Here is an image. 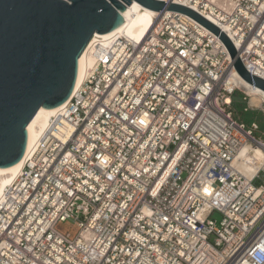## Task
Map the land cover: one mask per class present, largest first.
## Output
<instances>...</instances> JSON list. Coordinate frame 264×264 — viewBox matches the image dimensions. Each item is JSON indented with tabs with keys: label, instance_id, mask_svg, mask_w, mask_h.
<instances>
[{
	"label": "built area",
	"instance_id": "1",
	"mask_svg": "<svg viewBox=\"0 0 264 264\" xmlns=\"http://www.w3.org/2000/svg\"><path fill=\"white\" fill-rule=\"evenodd\" d=\"M165 2L209 18L264 79V0L230 11ZM157 12L140 41L96 47L94 68L25 153L0 198V264H264V161L251 176L234 165L264 139L235 117L233 96L263 111L264 98L230 80L219 36Z\"/></svg>",
	"mask_w": 264,
	"mask_h": 264
},
{
	"label": "water",
	"instance_id": "2",
	"mask_svg": "<svg viewBox=\"0 0 264 264\" xmlns=\"http://www.w3.org/2000/svg\"><path fill=\"white\" fill-rule=\"evenodd\" d=\"M136 1L199 21L225 43L242 78L264 90V79L246 69L231 39L209 19L178 3ZM132 2L0 0V167L23 159L31 120L41 107H58L71 97L87 44L95 33L107 35L119 28Z\"/></svg>",
	"mask_w": 264,
	"mask_h": 264
},
{
	"label": "bare ground",
	"instance_id": "3",
	"mask_svg": "<svg viewBox=\"0 0 264 264\" xmlns=\"http://www.w3.org/2000/svg\"><path fill=\"white\" fill-rule=\"evenodd\" d=\"M211 2L226 11H230L235 3L234 0H211ZM210 7L212 11H214L215 7L213 5H210ZM156 14H158L157 11L144 6L136 0H133L130 5H127V9L124 11V22L119 28L107 35L101 36L95 33L80 56L79 72L75 88L78 89L81 86L89 71L94 68L96 64L95 50L98 45H109L116 36L120 35H125L140 41L151 31L155 23L154 16ZM206 15L215 20L213 15ZM205 28L206 30H209L207 27ZM230 80L241 85L247 92L252 93L253 103H261V100L264 98L263 89L249 83L236 72L230 75ZM64 105L65 104H62L54 108L41 107L38 110L28 125L29 139L26 155L31 151L43 133L47 130L52 117L56 115ZM25 157L26 156H24L23 159L15 165L0 167V198L4 194L8 185H10L21 172L25 163ZM263 161L264 149L260 146H254L250 143H246L236 157L234 165L240 167L248 176H251L257 167L263 163Z\"/></svg>",
	"mask_w": 264,
	"mask_h": 264
},
{
	"label": "rangeland",
	"instance_id": "4",
	"mask_svg": "<svg viewBox=\"0 0 264 264\" xmlns=\"http://www.w3.org/2000/svg\"><path fill=\"white\" fill-rule=\"evenodd\" d=\"M235 117L244 122L247 128H253L252 124L256 123L259 130L255 132L257 136L264 139V111L260 107H252L249 101L244 100L242 93H236L233 96ZM245 107L248 109L245 110ZM222 215L218 211L211 214V218L219 221Z\"/></svg>",
	"mask_w": 264,
	"mask_h": 264
}]
</instances>
